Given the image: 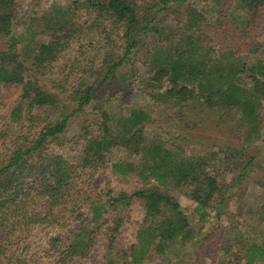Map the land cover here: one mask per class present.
<instances>
[{
    "label": "trees",
    "instance_id": "obj_1",
    "mask_svg": "<svg viewBox=\"0 0 264 264\" xmlns=\"http://www.w3.org/2000/svg\"><path fill=\"white\" fill-rule=\"evenodd\" d=\"M19 1L0 0V38L10 32L11 22L18 14ZM73 4L75 8L90 10L110 35L117 31L123 54L116 57L106 54L101 60V77L93 81L81 77L72 88L76 107L66 112L59 106L52 120L33 136H21V142L12 144L0 160V233L6 229L5 234H9L16 226L55 222L54 208L66 201L63 190L70 186L74 169L59 155L42 157L40 153L47 140L62 134L69 118L92 102L106 82L119 90L127 88L129 74L122 67L131 56L145 67L147 86L155 90L153 100L162 110L168 111V118L175 124L193 130L208 128L211 122L215 127L221 126L216 131L228 128L235 137L240 136V146L226 145L224 155L227 170L239 168L236 177L239 183L252 170L255 155L251 153L249 143L259 138L260 126L264 123V49L259 50L260 43L252 38L253 28L260 25L256 19L264 10V0L224 1L223 7L216 11L218 19L214 24L216 28L225 26L230 30L231 41L236 47L221 44L217 48L206 30L212 18L211 11L218 8L217 5L199 8L190 0H81L73 1ZM233 8L236 14L231 17ZM64 13L59 9L51 20L43 23V27L51 32L50 40L32 47L24 59H16L12 64L3 63L0 52V82L24 84L25 87L29 84V89L25 88L21 93L28 107L43 105L48 100L59 102L56 96L30 81L24 61L30 59V65L37 67L55 58L62 39L75 29L74 22H68ZM15 42L10 43L11 47L17 44ZM238 55L251 59L240 61ZM156 78L158 81H154ZM102 89L105 92L104 87ZM97 108L100 114L94 123L98 124V133L86 141L82 166L104 162L114 146H123L137 159L113 162L112 170L123 176L135 172L146 184L152 179L173 189L187 188L189 197L195 202L193 209L198 212V226L204 227L210 217L207 207L224 200L222 187L206 168L209 156L187 155L180 144L165 146L160 140L146 139L143 127L150 121V114L144 107H128L127 113L120 115L114 124V114ZM208 113L216 115L214 121L207 119ZM34 156H40L39 193L48 199L49 206L44 212L35 207L29 209L33 197L18 182L24 170L34 168ZM132 197L142 202L145 224L137 233L136 244H132L128 252L124 251L130 263L142 264L149 250L165 259L171 249L174 256L180 253V246L188 243L192 232L177 199L152 186L149 189L141 187L129 195L119 193L111 198L112 204L126 202ZM103 206L94 208L92 220L95 223ZM8 219H11L10 223ZM120 221L114 219L113 225L104 231L111 248ZM90 232L84 224L77 226L61 255L86 254ZM246 256L249 262L264 260V249L252 244Z\"/></svg>",
    "mask_w": 264,
    "mask_h": 264
},
{
    "label": "rangeland",
    "instance_id": "obj_2",
    "mask_svg": "<svg viewBox=\"0 0 264 264\" xmlns=\"http://www.w3.org/2000/svg\"><path fill=\"white\" fill-rule=\"evenodd\" d=\"M73 1L81 0H20L18 14L11 22L10 32L0 38V52L3 53L1 61L12 64L16 59L27 57L32 47L50 40L51 32L43 27V23L51 20L59 9L66 12L64 16L68 22H74L75 29L66 32L69 34L62 39L63 43L53 60L37 67L30 65V59L24 61L30 81L46 93L56 96L58 103H50L48 100L43 105L28 107L21 93L25 88L29 89V84H25V87L24 84L0 82V160L12 144L21 142V136H33L52 120L59 106L66 112L75 108L76 96L72 88L81 77L89 81L101 77V60L106 54L113 57L123 54L122 40L118 38L117 31L111 35L107 33L105 26L95 19L90 10L75 8ZM190 1L199 8L217 5L218 8L211 11L212 18L206 30L216 48L221 44L236 47L231 41L230 30L225 26L216 28L214 24L218 19L216 11L223 7L226 0ZM235 14L233 8L229 15L232 17ZM260 15L256 19L260 25L253 28L252 38L260 43L259 50H263L264 10ZM12 41L17 43L14 47H11ZM250 56L238 55V59L246 61L251 59ZM122 70L129 74L125 90H119L106 82L92 102L69 118L62 134L56 139L47 140L40 155H59L74 169L70 186L63 190L64 195H67L66 201L54 208L55 222L16 226L9 234H5L4 229L0 233V264H131L124 251L128 252L129 247L136 244L137 233L145 224L144 208L140 199L135 197L114 204L111 198L119 193L129 195L141 187L149 189L152 186L177 199L186 213L192 238L186 245L180 246V253L176 256L173 249L169 250L166 259L149 250L142 264H264L262 259L249 262L246 256L252 244L264 249V123L260 126L259 138L249 143L251 153L255 155L252 170L238 183L236 177L239 168L236 171L227 170L224 155L226 145L240 146V136L235 137L228 128L222 127L216 131L221 126L215 127L211 122L208 128L193 130L175 124L168 118V111L162 110L158 102L153 100L155 90L147 86V73L141 62L131 56ZM136 106L144 107L150 114V121L145 122L143 127L146 139L160 140L165 146L180 144L187 155L209 156L206 168L222 187L224 200L220 204L215 201L207 207L210 217L204 227L198 226V212L193 209L195 202L189 197L187 188L173 189L152 179L146 184L135 172L123 176L112 170L113 162L137 159L129 149L114 146L104 162L82 166L86 141L98 133V124L94 123L95 117L100 114L97 107L114 114V124L120 115L127 113L128 107ZM215 116L212 113L206 114L210 121H214ZM39 157H33L34 168L32 171L24 170L18 182L33 197L29 209L35 207L37 211L44 212L49 205L48 199L38 189L42 177L38 168ZM88 157L92 158L90 154ZM99 205L104 206L95 223L92 213ZM117 218L121 219V225L111 248L104 231ZM8 221L10 223L11 219ZM81 224L91 229L89 236L92 242L88 240L86 254L62 256L61 251L69 243L71 233Z\"/></svg>",
    "mask_w": 264,
    "mask_h": 264
}]
</instances>
